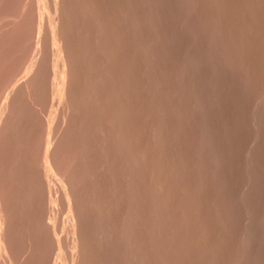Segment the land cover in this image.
<instances>
[{
	"label": "rangeland",
	"instance_id": "obj_1",
	"mask_svg": "<svg viewBox=\"0 0 264 264\" xmlns=\"http://www.w3.org/2000/svg\"><path fill=\"white\" fill-rule=\"evenodd\" d=\"M263 193L264 0H0V264H264Z\"/></svg>",
	"mask_w": 264,
	"mask_h": 264
},
{
	"label": "bare ground",
	"instance_id": "obj_2",
	"mask_svg": "<svg viewBox=\"0 0 264 264\" xmlns=\"http://www.w3.org/2000/svg\"><path fill=\"white\" fill-rule=\"evenodd\" d=\"M55 42V41H54ZM59 44V43H58ZM56 54H57V52H56ZM58 54H59V52H58ZM60 57V56H59ZM62 58V57H61ZM60 58V59H61ZM64 58V57H63ZM63 61V60H62ZM63 72V71H62ZM61 76H62V74H60ZM210 84V83H209ZM218 84V83H217ZM205 85V84H204ZM219 85V84H218ZM207 86V85H206ZM220 86V85H219ZM204 87V86H203ZM221 87H222V85H221ZM205 90H206V88H204ZM214 90V87H213V89H212V91ZM206 91H208V90H206ZM224 91V90H223ZM218 92V91H217ZM210 93V92H209ZM223 93V92H222ZM204 94H205V91H204ZM203 94V95H204ZM211 94H212V92H211ZM214 94V93H213ZM217 95V94H216ZM222 95V94H221ZM202 96V95H201ZM206 96V95H205ZM207 97H209V96H207ZM221 97V96H220ZM203 98V97H202ZM201 98V99H202ZM214 98H216V97H214ZM209 99V98H208ZM215 100V99H214ZM203 103V102H202ZM207 104V103H206ZM202 105V104H201ZM204 106H206V105H204ZM203 108V107H202ZM204 109H205V107H204ZM187 179V178H186ZM200 180V179H199ZM188 181H189V178H188ZM194 181V180H193ZM202 181V180H201ZM257 182H258V180H257ZM260 183V182H259ZM188 184V183H187ZM256 185V184H255ZM197 186V185H196ZM263 186V185H262ZM250 187V186H249ZM255 188H256V186H255ZM259 190V189H258ZM190 191V190H189ZM256 191V190H255ZM195 192V191H194ZM257 192V191H256ZM260 192V191H259ZM262 193V192H261ZM264 194V193H263ZM257 195V194H256ZM199 197V196H198ZM252 197H255V196H253L252 195ZM186 198V197H185ZM259 199V198H258ZM255 200V199H254ZM258 201V200H257ZM195 204V203H194ZM201 204V203H200ZM200 206V205H199ZM200 209V208H199ZM202 211V210H201ZM193 212V211H192ZM202 213V212H201ZM251 213V212H250ZM187 215V214H186ZM71 216V215H70ZM202 220V219H201ZM258 222V221H257ZM201 224V223H200ZM74 225V224H73ZM186 226V225H185ZM191 228V227H190ZM200 228V227H199ZM188 230V229H187ZM243 230V229H242ZM201 231V230H200ZM189 232V231H188ZM247 232V231H246ZM196 233V232H195ZM242 234V233H241ZM198 236V235H197ZM184 237H185V235H184ZM190 237V236H189ZM200 237V236H199ZM196 243V242H195ZM245 243V242H244ZM199 244V243H198ZM240 245V244H239ZM190 246V245H189ZM195 247H197V246H195ZM201 249V248H200ZM242 252V251H241ZM187 255H188V253H187ZM191 257V256H190ZM256 258V257H255ZM205 259V258H204ZM259 259V258H258ZM187 261V260H186ZM237 261V260H236ZM252 262V261H251ZM248 263V262H247ZM207 264V263H206ZM234 264H236V263H234ZM244 264V263H243Z\"/></svg>",
	"mask_w": 264,
	"mask_h": 264
}]
</instances>
